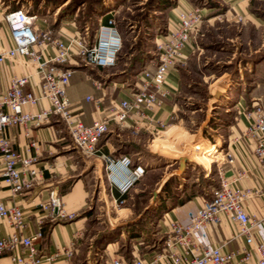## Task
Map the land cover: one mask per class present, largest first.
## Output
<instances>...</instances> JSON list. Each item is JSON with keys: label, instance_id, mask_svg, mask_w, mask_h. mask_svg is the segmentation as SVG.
Returning a JSON list of instances; mask_svg holds the SVG:
<instances>
[{"label": "built area", "instance_id": "2783aa9c", "mask_svg": "<svg viewBox=\"0 0 264 264\" xmlns=\"http://www.w3.org/2000/svg\"><path fill=\"white\" fill-rule=\"evenodd\" d=\"M0 15L12 41L10 48L0 49V68L7 61L23 57L35 68L41 80L39 93L27 88L29 74L11 75L6 87L0 84V176L3 182L13 193H22L32 186L38 172L33 168L36 157L21 155L15 150L3 134L5 128L23 127L28 135L31 127H39L56 116L65 123L71 143L84 157H99L102 160L111 199L115 206H122L124 198L144 174L145 167L136 164L129 154L115 156L102 153L99 141L113 125L119 130L130 129L133 137L139 136L142 129L148 132L152 141L159 135L165 123L158 121L154 125L153 113L170 95L166 87L167 73L186 60L184 48L194 39L203 22L201 8H179L178 23L166 31L163 39L155 42L154 57L144 61L137 83L124 85L126 97L91 124L75 117L67 86L72 66L111 68L115 65L122 46L115 18L110 15L105 21L100 20L94 38L90 40L87 28L82 31L76 29L70 36H63L49 26L38 28L39 21L46 23L47 20L40 19L37 13L25 8H0ZM87 100L92 101L97 110L102 108L100 99L87 97ZM244 113L248 120L244 138L255 141L254 158L264 166V109L255 103ZM210 144L216 148L207 152L206 156L210 159L209 164H217L218 178L209 197L190 214L188 222H169L160 251L132 260L112 258L111 264H245L253 254L257 257L256 264H264V243L254 239L255 228L264 220L249 215L244 208L246 200L260 197L263 190L237 186L245 173L237 171L232 178H228L222 167L224 164L232 165V155L217 143ZM31 148L36 149V142L30 141ZM115 190L118 196L113 194ZM40 206L55 218L75 217L74 212L64 210L62 201L52 192L48 202ZM225 217L236 223L235 237L242 236L244 245L227 251L220 246L201 245L198 233L210 225L221 224ZM0 219L16 229L0 238V257L6 255L14 264H73L82 231L74 232L66 245L51 253L39 254L38 243L43 237L42 232L38 230L29 236L20 234L25 222L19 206L5 205L0 201Z\"/></svg>", "mask_w": 264, "mask_h": 264}, {"label": "rangeland", "instance_id": "374dc122", "mask_svg": "<svg viewBox=\"0 0 264 264\" xmlns=\"http://www.w3.org/2000/svg\"><path fill=\"white\" fill-rule=\"evenodd\" d=\"M40 1H44L42 6ZM188 1L205 10L192 42L193 52L177 66L181 87L174 99L178 105L176 114L155 140L149 137L145 146L134 147L138 151L134 160L145 167V172L122 206H115L109 196L104 167L89 172L93 194L88 223L73 264H111L112 258L132 260L160 251L167 233L157 226L164 210L161 207L173 205L175 199H183L188 193L191 196L202 185L206 187L203 176L212 187L217 184L215 178L210 180L208 176L213 165L202 154V147L212 145L204 138L226 135V125L238 114L235 101L239 94L244 95L241 111L252 109L250 90L242 83H257L256 92L264 94V0H248L243 15L235 13L228 0ZM0 2L7 4L8 10L22 9L19 0ZM23 4L38 12H55L57 22H74L78 30L87 28L90 40L94 38L99 13L115 10L122 46L115 65L99 70L123 77L129 85L138 74L130 70L131 61L152 59L156 37L161 40L167 30L165 12L158 10V0H25ZM254 50L256 53H252ZM216 90L222 94L214 100ZM262 101L258 103L264 109V97ZM171 175L175 177L170 179Z\"/></svg>", "mask_w": 264, "mask_h": 264}, {"label": "crops", "instance_id": "0c3cea01", "mask_svg": "<svg viewBox=\"0 0 264 264\" xmlns=\"http://www.w3.org/2000/svg\"><path fill=\"white\" fill-rule=\"evenodd\" d=\"M24 1L19 0L21 8L26 7L25 9H28L31 13H37L41 17L40 19L45 18L47 20L46 23L39 21L38 28L49 26L63 36H70L75 33L77 26L74 22L63 20L57 22L54 18L55 12L35 11L30 8L31 6L29 4L24 6ZM248 2V0H228V3L235 13L242 15L247 12ZM43 3L44 1H40L39 5L42 6ZM167 3L163 8L167 30L174 28L178 23L177 13L180 7H196L188 0H173L170 2V5ZM0 8L8 10L9 6L0 2ZM50 8L47 7L46 9L49 10ZM203 9L202 7L201 10L203 11ZM158 10L160 9L158 8ZM115 12V10H103L99 13L97 16V26L100 20L105 21L110 15L115 18ZM52 17L53 21H50ZM165 35L166 33L163 37ZM157 37L155 42L160 40ZM192 42L193 40L184 48L186 58L193 52ZM11 46L12 41L8 27L0 15V49H8ZM252 53H256V50ZM89 68L72 66L69 84L67 86V95L70 99L74 115L85 124H91L94 120L106 114L113 104L125 98L127 89L123 86L129 81H125L122 79L123 77H120V79L114 77V73H105L99 70L108 68ZM259 68L262 70V66H259ZM23 74L30 75V83L27 88L35 93H39L41 91L40 77L36 74L35 68L23 57H18L13 61H7L1 66L0 84L6 87L11 75ZM73 75H77V77L73 78ZM134 78V82L137 83L139 80L138 74ZM253 81L256 82V79ZM241 85L244 87L247 86L250 90L249 94L251 97H249V100L252 101V104L258 103L259 101L263 102L264 94L260 95L256 92L258 89L257 83L251 84L250 82L249 84L242 83ZM166 87L170 90V95L163 100L161 107L157 108L153 113L154 125H157L158 121L166 123L176 114L178 105L174 99L179 94L181 87L177 67L172 68L167 73ZM243 96L239 94L238 99L235 101V108L238 110V114L226 125V135L223 136L218 133L216 136L204 138V141L207 143H217L230 152L233 157V163L232 165L224 164L222 169L228 178H232L237 171L245 173L237 186L242 188L257 187L263 190V194L260 197L246 200L244 208L249 215L264 220V166L260 165L254 158L253 148L255 141L244 138V130L248 120L240 107L242 100H244ZM87 97L100 99L102 110H97L92 101L87 100ZM3 134L9 138L12 147L21 155L36 157L33 168L37 169L38 172L32 186L22 193H13L10 191L0 176V201L9 206L17 205L23 210L25 223L19 231L20 234L29 236L40 230L43 237L38 243V252L39 254L51 253L62 245H66L74 232H83L85 230L88 223L90 199L93 194L92 187L89 183V177L91 176L89 172L92 171L91 173H95L98 168L103 166L102 160L99 157H84L71 143L65 123L56 116L51 117L39 127H31L28 135H26V130L23 127L18 126L6 127ZM104 137L105 139L102 140ZM149 137L151 136L145 129L141 130L139 136L133 137L130 129L119 130L113 125L111 130L102 137L99 146L101 152L104 154L115 156L129 154L134 159L135 153L138 152L134 150V147L145 146V141ZM30 141L36 142V149H29ZM215 148L213 145L211 148L203 146L202 154L206 155L207 152H212ZM194 150L195 147L193 148ZM212 165V171H207L209 172L208 176L210 180L214 178L217 180V164L212 163ZM1 167L2 158L0 155V173ZM174 177V175H171L170 179ZM202 178L204 179L203 182L206 184V187L202 185L200 189L192 192L191 196L188 193L187 196L184 195L183 199H181L182 197L175 199L173 205L169 207L168 205L165 206L161 217L158 219L157 226L159 228L167 232L171 220H177L183 223L189 221L190 214L210 195V188H212L213 184H210L205 176ZM95 183H98L97 180ZM51 192L62 201L65 211L75 213L74 218H55L51 215V212L40 206L42 203L48 202ZM113 194L118 196L116 190ZM15 230L5 220L0 219V238L15 232ZM236 233V223L225 217L221 224L210 225L205 231L199 232L197 238L201 245L220 246L222 250L227 251L244 245V238L242 236L235 237ZM254 239L255 241L260 240L264 243V222L255 228ZM256 258V255L253 254L245 264H256ZM0 264L14 263L8 256L4 255L0 257Z\"/></svg>", "mask_w": 264, "mask_h": 264}, {"label": "trees", "instance_id": "16d2710c", "mask_svg": "<svg viewBox=\"0 0 264 264\" xmlns=\"http://www.w3.org/2000/svg\"><path fill=\"white\" fill-rule=\"evenodd\" d=\"M158 2H159V5L158 6H160L159 7V9L160 10H162L164 7H165V5H166V3L168 4V5H170L171 3V1L170 0H158ZM19 8V7H18ZM133 61H134V63H133ZM143 64H144V60L143 59H138V58H134L132 61H131V65H130V70H132V71H136L137 73L140 71V69H141V67L143 66ZM99 145H100V141H99ZM165 208V206L163 205L162 207H161V209H164Z\"/></svg>", "mask_w": 264, "mask_h": 264}, {"label": "water", "instance_id": "95a60500", "mask_svg": "<svg viewBox=\"0 0 264 264\" xmlns=\"http://www.w3.org/2000/svg\"><path fill=\"white\" fill-rule=\"evenodd\" d=\"M221 94H222L221 90H216L214 95L212 96V99L216 100Z\"/></svg>", "mask_w": 264, "mask_h": 264}, {"label": "bare ground", "instance_id": "6f19581e", "mask_svg": "<svg viewBox=\"0 0 264 264\" xmlns=\"http://www.w3.org/2000/svg\"><path fill=\"white\" fill-rule=\"evenodd\" d=\"M19 10V9H18Z\"/></svg>", "mask_w": 264, "mask_h": 264}]
</instances>
